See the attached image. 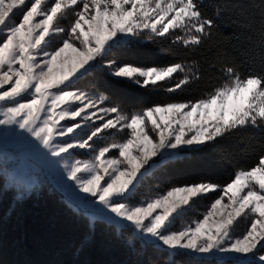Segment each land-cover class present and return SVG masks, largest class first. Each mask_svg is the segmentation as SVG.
<instances>
[{"label": "snow or ice", "instance_id": "snow-or-ice-1", "mask_svg": "<svg viewBox=\"0 0 264 264\" xmlns=\"http://www.w3.org/2000/svg\"><path fill=\"white\" fill-rule=\"evenodd\" d=\"M202 8L203 0H0V134L19 137L37 153L89 229L103 220L129 229L130 245L163 248L170 257L219 254L235 256L236 264H264V74H242L225 62L221 83L199 99L130 113L80 86L99 69L141 88L183 91L200 79L198 68L107 57L138 39L198 48L217 27ZM249 129L261 136V154L226 184L172 185L136 200L158 165ZM201 199L210 203L192 216ZM241 220L247 226L235 235Z\"/></svg>", "mask_w": 264, "mask_h": 264}, {"label": "trees", "instance_id": "trees-1", "mask_svg": "<svg viewBox=\"0 0 264 264\" xmlns=\"http://www.w3.org/2000/svg\"><path fill=\"white\" fill-rule=\"evenodd\" d=\"M221 10L220 17L215 12ZM205 15L216 19L211 39L194 50L173 45L171 39L132 40L114 47L109 59L119 64L164 67L182 62L198 68L200 79L183 91L117 80L106 71L91 72L81 83L108 97L125 112L171 101H192L221 83V64L233 63L242 74H264L261 20L264 0H203ZM215 64L216 67H212ZM94 85V87H91ZM176 159L158 165L138 189L136 200L172 185L200 181L226 184L239 168L254 166L261 154V136L254 130L234 131L201 150H183ZM215 195L214 193L212 194ZM203 204L210 200L203 199ZM198 216V215H197ZM129 229L103 220L89 229L86 217L73 210L55 190L33 188L17 197L0 170V264H236L232 259H207L188 254L170 257L166 250L139 241L129 244Z\"/></svg>", "mask_w": 264, "mask_h": 264}, {"label": "rangeland", "instance_id": "rangeland-1", "mask_svg": "<svg viewBox=\"0 0 264 264\" xmlns=\"http://www.w3.org/2000/svg\"><path fill=\"white\" fill-rule=\"evenodd\" d=\"M66 23V22H65ZM0 133L3 130L0 129ZM182 153L179 152L177 157ZM89 154L77 153L76 158L88 159ZM0 170L5 176V183L7 187L12 186L15 190L17 197H22L25 193L33 188L45 186L51 190H55L60 194L64 201L75 211H77L75 204L69 198V195L60 188L54 182L53 173L45 166L40 160L37 153L28 146L24 141L15 135L0 134ZM31 185V187H28ZM203 199L199 200L194 205L192 216H199V214L206 210L208 204H203ZM99 207V206H97ZM83 215V210L77 211ZM178 222L176 227L179 228ZM116 226V225H115ZM247 226V221L241 220L239 225L235 229V235H240L244 232ZM163 249V248H162ZM165 250V249H164ZM192 257L200 258H213L218 260L232 259L236 260L235 256H222V255H210V256H196L188 254Z\"/></svg>", "mask_w": 264, "mask_h": 264}]
</instances>
